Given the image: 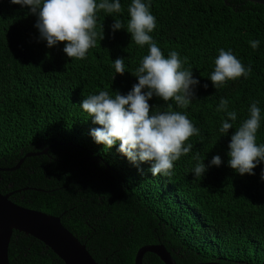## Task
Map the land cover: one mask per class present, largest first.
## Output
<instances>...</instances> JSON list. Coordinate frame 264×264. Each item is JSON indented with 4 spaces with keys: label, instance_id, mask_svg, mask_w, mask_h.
Here are the masks:
<instances>
[{
    "label": "trees",
    "instance_id": "16d2710c",
    "mask_svg": "<svg viewBox=\"0 0 264 264\" xmlns=\"http://www.w3.org/2000/svg\"><path fill=\"white\" fill-rule=\"evenodd\" d=\"M143 2L156 18L149 35L165 58L170 51L187 57L184 68L199 80L196 97L185 108L155 96L148 101L153 113L168 111L170 104L187 114L200 131L185 142L192 150L173 162L171 177H153L150 162L134 165L117 151L119 142L106 149L90 135L100 126L80 107L82 100L102 90L127 94L138 82L132 74L148 54L149 46L137 45L127 32L131 0H120L121 13L97 12L95 31L101 33L102 25L104 38L97 36L83 60L67 57L65 42L47 47L28 6L0 0V193H10L17 205L58 216L97 264H132L145 244L163 245L176 264H264V163L254 175H240L228 166L227 155L231 135L254 101L261 111L256 142L264 144V5ZM115 19L124 27L113 32ZM253 40L260 42L256 49ZM221 48L252 71L215 89L209 76ZM120 57L123 75L114 68ZM221 98L236 112L225 135L220 128L226 113L217 111ZM197 154L206 166L215 155L222 163L195 177ZM7 260L63 264L38 240L17 231L11 232ZM142 264L162 262L145 253Z\"/></svg>",
    "mask_w": 264,
    "mask_h": 264
},
{
    "label": "clouds",
    "instance_id": "9594fccd",
    "mask_svg": "<svg viewBox=\"0 0 264 264\" xmlns=\"http://www.w3.org/2000/svg\"><path fill=\"white\" fill-rule=\"evenodd\" d=\"M10 4L21 7L28 6L30 13L37 17L34 27L39 32V39L46 41L51 48L58 42H65L63 52L69 58L83 60L86 53L96 46V38H104L103 26L101 33L95 31L97 12L121 13L120 0H9ZM150 6L143 0H131L128 7L130 19L127 22V32L137 45H148L139 67L134 71L137 83L132 85L127 94L110 95L108 91H99L83 99L80 107L92 118V123L100 127L90 130L94 142L106 149L119 142L117 151L131 163L150 162L149 171L153 177H171L174 163L182 155H187L193 144L185 142L193 135H200L186 113L171 110L152 112L148 103L154 96L164 102L174 100L180 108L187 107L195 99V89L199 80L193 78L192 71L184 68L187 57L183 60L177 51H170L165 58L160 47L149 35L156 27V18L149 10ZM111 30L122 29L123 23L115 19ZM258 40L250 41L253 49L258 48ZM125 58L115 59L116 74L125 73ZM214 71L209 76L215 89L223 87L226 81L235 80L241 76L247 78L252 69L245 67L231 50H218L214 60ZM203 87L206 89L207 84ZM254 101L249 107V117L238 126L227 145L228 166L240 175H254L253 169L264 163V144H257L256 133L260 128L261 111ZM229 101L221 98L217 111H224L226 119L222 122L220 132L226 134L233 129L229 121L236 120V112L228 111ZM203 140V137H201ZM197 164L193 170L195 177H201L207 167L220 166L221 157H212L209 165L200 162L197 154ZM138 171L143 170L138 168ZM261 180H264V169L261 170Z\"/></svg>",
    "mask_w": 264,
    "mask_h": 264
},
{
    "label": "water",
    "instance_id": "95a60500",
    "mask_svg": "<svg viewBox=\"0 0 264 264\" xmlns=\"http://www.w3.org/2000/svg\"><path fill=\"white\" fill-rule=\"evenodd\" d=\"M246 1L264 5V0ZM42 153H45V150ZM20 162L21 159L10 169L17 168ZM9 194L0 193V264H8L7 246L12 231L21 232L38 240L63 264H97L84 245L60 223L58 216L17 205L9 199ZM145 253L154 254L162 264H176L161 244H145L138 247L133 255L132 264H142Z\"/></svg>",
    "mask_w": 264,
    "mask_h": 264
}]
</instances>
